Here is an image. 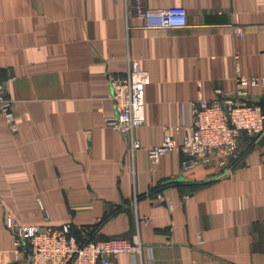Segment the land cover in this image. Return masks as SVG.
<instances>
[{"label": "crops", "instance_id": "1", "mask_svg": "<svg viewBox=\"0 0 264 264\" xmlns=\"http://www.w3.org/2000/svg\"><path fill=\"white\" fill-rule=\"evenodd\" d=\"M148 5L184 6L188 23L144 28L125 18L124 0H0V71L18 124L12 132L0 111V264H26L8 215L71 222L80 239L141 242L140 254L111 264H264V135L256 144L243 135L249 148L225 174L215 164L183 170L178 149L156 162L147 153L166 132L181 142L190 100L235 89V55L241 75L264 76V0ZM130 60L149 73L135 150L106 123L109 75ZM248 91L264 111L261 88Z\"/></svg>", "mask_w": 264, "mask_h": 264}, {"label": "built area", "instance_id": "2", "mask_svg": "<svg viewBox=\"0 0 264 264\" xmlns=\"http://www.w3.org/2000/svg\"><path fill=\"white\" fill-rule=\"evenodd\" d=\"M124 14L126 19H139L144 28H174L188 23L184 6L152 9L148 0H124ZM234 31L243 34L239 26H235ZM234 59L235 89L217 88L211 99L200 95L190 100L188 120L175 128L182 134L181 142L177 144L166 132L160 145L147 150L152 162L178 149L182 154L183 170L198 164H215L225 174L233 170L236 160L244 154L242 136H252L256 144L264 135V111L252 101L248 91L250 86H259L264 93V76L241 75L238 55ZM8 81L0 71V111L8 128L16 132L18 124L13 101L8 95ZM148 82V71L141 69L136 60L129 61L125 74L109 75L114 114L106 118V123L130 136L132 150L140 147L134 132L146 121L144 92ZM6 227L14 235L15 257H22L26 264H111L120 253L140 254L143 249L137 238L132 241L115 237L98 240L92 236L80 239L71 222L52 227L46 223L26 224L8 215ZM77 229L81 232L87 228L77 226Z\"/></svg>", "mask_w": 264, "mask_h": 264}, {"label": "trees", "instance_id": "3", "mask_svg": "<svg viewBox=\"0 0 264 264\" xmlns=\"http://www.w3.org/2000/svg\"><path fill=\"white\" fill-rule=\"evenodd\" d=\"M247 148H249V146L246 148H243V151L245 152L247 150ZM92 238H94V236H92ZM94 239H96V238H94Z\"/></svg>", "mask_w": 264, "mask_h": 264}]
</instances>
